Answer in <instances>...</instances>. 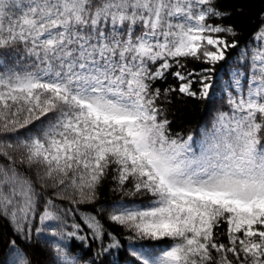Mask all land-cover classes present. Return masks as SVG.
Instances as JSON below:
<instances>
[{
	"label": "snow or ice",
	"instance_id": "1",
	"mask_svg": "<svg viewBox=\"0 0 264 264\" xmlns=\"http://www.w3.org/2000/svg\"><path fill=\"white\" fill-rule=\"evenodd\" d=\"M230 15L215 0H0V127L34 125L20 163L60 199L72 189L74 203L93 202L109 168L121 187L150 195L145 210L110 216L142 239L174 242L143 264H264V63L246 98L229 97L232 115L203 133L199 152L191 135L171 133L163 111L172 92L209 98L210 77L192 91L180 58L215 71L236 44L214 34L236 33L206 20ZM258 33L264 38V20ZM169 72L183 83L154 87ZM37 196L32 179L3 171L0 220L27 236L31 220L57 219L48 207L37 215ZM87 226L99 237L95 217ZM11 255L9 264H30ZM63 264L78 261L68 254Z\"/></svg>",
	"mask_w": 264,
	"mask_h": 264
},
{
	"label": "trees",
	"instance_id": "2",
	"mask_svg": "<svg viewBox=\"0 0 264 264\" xmlns=\"http://www.w3.org/2000/svg\"><path fill=\"white\" fill-rule=\"evenodd\" d=\"M218 8L231 15L223 18L216 17L206 20V23L222 27L232 26L236 35L227 33L214 34L229 44L235 43L236 48L225 51V60L215 64V71L226 68L228 65L240 68L246 75L259 77V67L255 58L264 52V38H258V28L264 20V0H215ZM209 50L213 49L207 45ZM22 55V53H21ZM182 68L179 70L187 75L191 81V90L199 92L200 79L207 75L204 69L213 67L202 59L192 57L180 58ZM23 66V61H17ZM173 67L171 72L176 71ZM171 72L166 74V79L157 81L154 87L161 90L178 88L182 81L176 79ZM208 76V75H207ZM194 79V80H191ZM214 82V80H213ZM210 96L207 99L190 98L178 92L169 93V100H164V116L171 122L170 131L187 138L193 137V147L199 152L200 144L204 138L203 133L213 132V125L223 115L225 119L232 115L229 97L238 99L231 93L230 96L219 94L217 86L213 83ZM159 103V102H158ZM36 121L35 124H39ZM2 124V122H0ZM28 128L15 131H4L0 127V144L5 147L0 152L7 151L9 156L0 155V176L3 171L15 168L22 176L33 180L37 196V215L42 214L41 209L48 207L58 218L41 224L38 219H33L28 224V235L16 232L15 224L0 220V264H9L14 257L11 253L18 250L30 260V264H63V255L70 254L78 264H143L144 258L156 259L163 251L170 250L169 245H174L170 240L142 239L135 231L128 227L118 225L110 220V216L117 210H145L152 199L144 192H136L132 183L121 187L114 178L112 168L108 175L101 181L96 189L95 199L88 203H74L79 196H73V190L68 189L63 193L64 199L56 195L59 188L41 187V182L36 176V169H29L26 163L20 161L24 150L20 147L22 142H27L29 136H35ZM12 144V148H7ZM10 157V158H9ZM62 187V186H61ZM52 200L48 206L46 201ZM93 217L101 225L99 237L87 226ZM41 229L37 232L36 229ZM226 229L222 225L218 231L219 237L226 240L223 235ZM55 233V235H53ZM62 253L63 255H59Z\"/></svg>",
	"mask_w": 264,
	"mask_h": 264
},
{
	"label": "rangeland",
	"instance_id": "3",
	"mask_svg": "<svg viewBox=\"0 0 264 264\" xmlns=\"http://www.w3.org/2000/svg\"><path fill=\"white\" fill-rule=\"evenodd\" d=\"M218 37L214 35V38ZM220 38V37H219ZM205 45L206 41L204 42ZM209 46V45H207ZM215 51V49L212 46H209ZM259 56L255 58L256 65L260 68L262 66V62L260 59H258ZM210 79L207 81L208 83H212L213 80L216 86H217V96L219 94H224L226 96H230L231 93L235 94L238 99L240 97H247L248 93V85L252 82L253 77L251 75H246L243 70L240 68H235L233 66L228 65L226 68H221L219 71L211 72L207 74ZM194 80V79H191ZM180 81V80H179ZM237 81L239 83H237ZM201 85L198 87L199 91L201 90Z\"/></svg>",
	"mask_w": 264,
	"mask_h": 264
}]
</instances>
